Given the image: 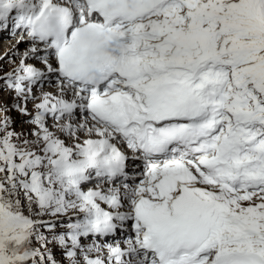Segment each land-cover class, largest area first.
<instances>
[{
    "label": "snow or ice",
    "instance_id": "1",
    "mask_svg": "<svg viewBox=\"0 0 264 264\" xmlns=\"http://www.w3.org/2000/svg\"><path fill=\"white\" fill-rule=\"evenodd\" d=\"M6 30L0 264H264V0H0Z\"/></svg>",
    "mask_w": 264,
    "mask_h": 264
},
{
    "label": "rangeland",
    "instance_id": "2",
    "mask_svg": "<svg viewBox=\"0 0 264 264\" xmlns=\"http://www.w3.org/2000/svg\"><path fill=\"white\" fill-rule=\"evenodd\" d=\"M2 69H4V67H2ZM10 114H11L14 118L18 117L14 109L11 110ZM16 120L18 121V123H17V125H16L18 131L21 130L22 128H25V127H26L25 123H23L22 125H20V124L22 123V120H20V119H18V118H16Z\"/></svg>",
    "mask_w": 264,
    "mask_h": 264
}]
</instances>
